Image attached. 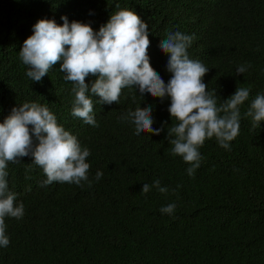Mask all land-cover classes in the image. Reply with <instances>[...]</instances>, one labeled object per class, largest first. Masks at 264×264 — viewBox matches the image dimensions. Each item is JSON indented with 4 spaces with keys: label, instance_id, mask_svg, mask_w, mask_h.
<instances>
[{
    "label": "trees",
    "instance_id": "trees-1",
    "mask_svg": "<svg viewBox=\"0 0 264 264\" xmlns=\"http://www.w3.org/2000/svg\"><path fill=\"white\" fill-rule=\"evenodd\" d=\"M117 3L148 24L150 64L165 83L171 73L160 43L179 31L194 36L189 58L209 69L203 82L218 104L236 88L249 89L230 150L207 139L192 177L190 164L171 154L166 139L175 123L170 99L125 88L119 104L108 105L90 94L92 126L72 116L73 85L59 62L41 82L26 75L19 51L39 19L63 24L67 16L98 31L119 10ZM239 66L246 67L243 74H236ZM95 79L89 75L86 83ZM258 94H264V0H0V122L24 102L46 105L89 149L91 181L42 187L47 177L41 168L32 165L26 173L31 157L9 162L8 187L24 215L5 219L10 243L0 247V264H264V121L253 129L244 115ZM147 106L153 107V128L165 125L160 135L137 136L120 119ZM97 171L103 173L98 181ZM155 180L168 192L151 187L141 194L143 184ZM170 203L174 213H161Z\"/></svg>",
    "mask_w": 264,
    "mask_h": 264
},
{
    "label": "clouds",
    "instance_id": "clouds-1",
    "mask_svg": "<svg viewBox=\"0 0 264 264\" xmlns=\"http://www.w3.org/2000/svg\"><path fill=\"white\" fill-rule=\"evenodd\" d=\"M171 7L175 8V1ZM116 8L119 10L110 14L98 31L90 24L75 20L70 23L67 16H61L63 24H57L55 19H39L19 51L20 60L28 66L26 75L33 82H41L59 62L64 80L73 85L72 116L92 126H97V122L90 94L98 96L99 103L108 105L119 104L125 88L138 89L140 96L170 99L167 110L175 123L167 127L166 139L172 146L171 154L190 164L186 171L192 177L202 159L199 148L207 139L215 138L220 147L230 150V142L239 133V109L248 100L249 89L236 88L234 94L218 104L215 90L208 92V84L203 82L209 69L199 60L189 58L187 49L194 36L179 31L168 32L160 43L161 51L168 57L167 71L171 73L165 83L150 64L148 24L118 3ZM245 71L246 67L239 66L236 74ZM89 75L96 77L90 86L86 83ZM132 99L135 100V95ZM152 112V106L137 107L120 119L133 125L137 136L160 135L165 125L153 128ZM244 115L251 118L253 129L260 127L264 121V94L251 101ZM89 155V149L82 148L76 136L58 124L46 105L24 102L11 110L0 122V247L10 243L5 219H21L24 215L23 203L16 204V193L8 187V163L31 157L26 173L32 170V165L41 168L47 177L42 187L53 182L82 186V181L91 186L90 164L86 162ZM102 175L97 171L95 179L98 181ZM151 187L162 194L168 192L155 180L151 186L144 183L141 194H147ZM175 208L176 204L170 203L160 211L171 215Z\"/></svg>",
    "mask_w": 264,
    "mask_h": 264
}]
</instances>
